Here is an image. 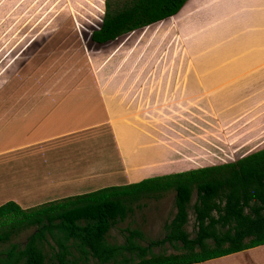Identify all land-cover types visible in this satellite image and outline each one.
Here are the masks:
<instances>
[{
	"label": "crops",
	"instance_id": "1",
	"mask_svg": "<svg viewBox=\"0 0 264 264\" xmlns=\"http://www.w3.org/2000/svg\"><path fill=\"white\" fill-rule=\"evenodd\" d=\"M14 5L0 14L1 23L10 21L0 26V38H12L0 39V68L11 65L35 37L51 33L43 27L47 18H14ZM178 34L184 40L180 50ZM120 36L106 43L89 38L97 46L117 44L102 54L105 75L91 77L83 92L0 93V204L27 208L193 168L206 155L188 143L180 158L156 161L161 141L155 134L167 133L162 124L176 119L179 99L229 108L243 118L241 131L264 132V0H186L175 14ZM17 38L22 40L15 43ZM167 45L175 60L163 64ZM116 53H123L121 60L113 59ZM101 126L120 162V176L112 182L97 180L98 158H106ZM147 131L153 134L150 144H139ZM179 143L172 146L174 154ZM263 245L195 264L239 261L243 253L248 264H256L248 252Z\"/></svg>",
	"mask_w": 264,
	"mask_h": 264
},
{
	"label": "trees",
	"instance_id": "2",
	"mask_svg": "<svg viewBox=\"0 0 264 264\" xmlns=\"http://www.w3.org/2000/svg\"><path fill=\"white\" fill-rule=\"evenodd\" d=\"M185 1L103 0L100 22L89 38L106 43L175 14ZM167 191L173 192L174 213L162 238L140 245L133 240L138 232L129 230L121 244L106 241L109 229L137 200L157 199ZM188 209L192 236L185 230ZM30 226L34 229L22 248L4 254L5 264H46L40 248L45 234L55 245L56 264H85L88 257L98 264H195L263 245L264 147L231 162L107 185L27 208L13 201L0 204V242ZM162 243L180 252L149 251Z\"/></svg>",
	"mask_w": 264,
	"mask_h": 264
},
{
	"label": "rangeland",
	"instance_id": "3",
	"mask_svg": "<svg viewBox=\"0 0 264 264\" xmlns=\"http://www.w3.org/2000/svg\"><path fill=\"white\" fill-rule=\"evenodd\" d=\"M11 4H16L11 7L12 10L17 9L13 13L14 18L26 13L31 15L29 18L33 17L37 20L47 18V21L42 22L43 27L49 28L51 33L48 36L35 37L11 65L0 68V93L19 91L52 92L55 94L68 91L69 93L83 92L84 89L90 87L91 77L105 75L106 68L100 63L103 59L102 54L116 46L117 43L97 46L89 40L90 31L96 28L100 22L103 0H0V14ZM9 23L8 17L7 21L0 22V26H7ZM154 27L149 26L148 29ZM182 36V34H178L176 37L175 44L177 43L178 50L181 49V46L184 47ZM121 37L122 35L119 38ZM0 39L8 41L12 38ZM21 40L22 38H17L15 43ZM117 41L119 42L120 39ZM14 46L12 45V47ZM19 46L16 45V48ZM166 48L168 49V45L160 55L162 56L161 61L163 64H170L169 62L175 58L167 53ZM182 54L183 51L182 53L180 51L178 60H182L184 56ZM122 55L123 53H116L113 59L121 60ZM177 103L176 119L172 118L171 121L162 124V127L168 128L167 135L161 132L155 134L156 138L161 141V146L158 145L159 155L157 154L156 161L169 160L172 156L180 158L181 155L187 153L183 143L192 145L206 155L204 161L187 170L231 162L244 154L264 147V132L241 131L246 126L240 124L243 118L234 115L229 108L221 110L212 105L213 102L204 101L188 102L179 99ZM98 116L100 117V114ZM161 118L162 121L168 119L165 116ZM97 130L103 137L106 157V160L103 159L105 162L100 157L98 158L97 180L102 182L108 179L109 182H112V178L118 179L120 176L118 155L110 141L107 128L101 126ZM144 134H146L144 138L137 139V142L143 145L150 144L153 134L148 131ZM176 143H179L177 148L180 151L174 154L172 146H175ZM166 145H170L171 148H167ZM188 152L191 153V151ZM195 156L199 155L195 153ZM199 158L201 159V156ZM108 181L103 183H108ZM172 198L173 192L167 191L157 199L142 198L137 200L132 211L109 229L106 241L111 244H121L129 230L138 232L133 240L140 245H146L148 241L162 238L165 233V224L174 213ZM193 201L194 194L192 193L190 204ZM33 229V226L21 229L12 234L8 240L0 242V264L6 263L4 254L7 251L16 254V251L22 248L26 237ZM193 229V216L191 210L188 209L185 230L192 236ZM45 240L40 243V248L45 254L46 264H56L53 255L56 250L55 245L47 234H45ZM70 251V255L77 256L75 249L70 248ZM149 251L177 253L180 252V249L168 243H162L161 245H152ZM248 254L256 264H264V245L263 248L253 249ZM246 256L243 253L238 255L239 261L226 259L212 264H248ZM85 264L98 263L88 257Z\"/></svg>",
	"mask_w": 264,
	"mask_h": 264
}]
</instances>
